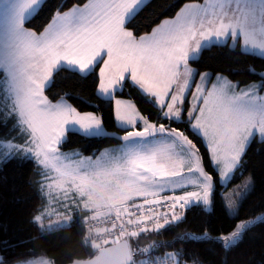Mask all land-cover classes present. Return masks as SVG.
<instances>
[{"label": "snow or ice", "instance_id": "snow-or-ice-1", "mask_svg": "<svg viewBox=\"0 0 264 264\" xmlns=\"http://www.w3.org/2000/svg\"><path fill=\"white\" fill-rule=\"evenodd\" d=\"M232 4L233 0H181L171 15L159 17L148 30L138 31L132 22L152 6V0H78L69 7L57 8L41 29L33 27L31 21L39 15L43 0H0V16L6 22L9 41L15 44L0 52V69L16 95L20 116L32 130L29 139L52 146L65 134L69 120L81 124L85 135L91 125H95L97 136L113 135L104 128L103 112L81 114L70 103L48 94L62 68L81 78L94 74V95L99 101L110 103L113 119L123 129L115 139L126 141L165 127L139 113L135 101L129 104V99L121 95L125 86L136 89L145 99H154L166 120L175 118L183 122L182 118L187 116L197 135L204 128L209 136L206 147L217 170L207 172L212 185L205 184L200 191L185 188L194 180L180 178L169 182L166 187L178 194L171 198L167 211L157 216L153 231L175 229L186 224L191 215L215 207L217 214L227 212L229 217H236L229 233L212 235L209 229L213 217L204 215L198 234L184 231L175 239L193 243L223 241L225 248L237 243L244 228L253 222L252 217H237L236 212L258 188L264 192V179L258 184L242 171L247 147L257 135L254 129L258 128L264 138V119L250 122L246 118L249 105L240 103V96L227 94L224 74L194 67L202 55L203 42L212 38L217 44L231 39L233 50L237 42L244 45L242 52L250 50L249 44L264 50V0H235V7ZM259 75V88H264V72ZM213 78L223 81L222 87L209 94L204 101L206 109L195 112L200 100L193 93L201 80L207 84ZM259 88L255 91L259 92ZM68 95L64 94L65 99ZM260 98L264 99V95ZM256 99L251 97L250 103ZM94 106L99 107V103ZM137 123L141 126L137 127ZM127 153L132 156V170L138 164L148 163L142 159L139 148H128ZM10 159L11 156H0V167ZM221 187L225 189L223 200L213 199L211 189ZM188 253L189 249L182 244L179 252H168L166 256L172 258L173 264H186ZM127 254V244L110 252L119 258V264H125ZM0 264H8L4 256H0Z\"/></svg>", "mask_w": 264, "mask_h": 264}, {"label": "trees", "instance_id": "trees-1", "mask_svg": "<svg viewBox=\"0 0 264 264\" xmlns=\"http://www.w3.org/2000/svg\"><path fill=\"white\" fill-rule=\"evenodd\" d=\"M203 0H198L201 2ZM78 0H45L43 7L32 21L36 29L43 28L50 20L52 13L59 7H69ZM181 0H152V6L141 13L133 26L138 31L148 30L157 19L171 15L175 4ZM194 67L201 71L222 73L239 85H248L261 80L259 73L264 71V57L248 52H242L241 47L235 50L229 44H213L202 51V55ZM254 69V71H250ZM54 84L48 94L60 99L68 93L67 100L81 112L104 114V128L108 132H119L123 129L114 121L111 105L101 102L94 95V74L81 78L62 68L54 77ZM123 97L130 98L138 105V110L145 117L157 124H163L176 131L181 129L196 142L202 153L204 172H216L209 159L202 139L194 133L188 123L187 116L183 122L174 119H164L156 102L140 96L136 89L125 86ZM99 103V107H95ZM19 117L4 106L0 101V139L19 140L21 136ZM115 136H86L76 131H69L61 144L63 150H78L83 154L94 156L107 147L119 145L122 141ZM242 171L244 176H251L259 182L264 179V139L255 138L249 145L243 158ZM44 174L37 162L23 155L11 156V159L0 167V256H4L8 264H70L75 260L93 259L98 252L92 243L86 242L88 226L86 214L78 212L74 215L71 226L55 231L43 230L39 215L45 207L42 192ZM239 179V175L237 176ZM212 185V179L209 177ZM224 188L211 189L212 198L223 200ZM264 207V192L259 188L248 197L246 205L239 209L237 217L255 218ZM178 210V209H177ZM41 213V214H40ZM212 216L209 231L212 235L229 233L236 217H229L227 212L217 214L215 207L200 215L193 214L186 224L163 232L153 231V225L146 230L139 229L138 235L131 236L130 246L135 256L134 262H139L150 256L179 252L181 245L189 249L186 262L197 264H264V218L253 222L241 234V239L235 244L224 247L223 241L206 240L200 243L176 240V236L184 231L199 233L202 216ZM175 241V243H173ZM165 245H168L167 247ZM102 246V245H101Z\"/></svg>", "mask_w": 264, "mask_h": 264}, {"label": "rangeland", "instance_id": "rangeland-1", "mask_svg": "<svg viewBox=\"0 0 264 264\" xmlns=\"http://www.w3.org/2000/svg\"><path fill=\"white\" fill-rule=\"evenodd\" d=\"M202 2L203 1H201V3ZM231 7H235V0H233ZM229 10H231V8ZM203 43L204 49L210 47L208 46L209 44H211V46L213 44H217L215 38H212L211 41L205 40ZM223 44H229V46L232 47L233 41L229 39ZM237 46H240L241 49L244 47V45L239 42L236 43V47ZM247 47L250 49L247 51L248 53L264 57V50L260 47L253 46L251 44L247 45ZM224 76L228 81L226 89L227 94L240 96V103L249 105V110L245 114L246 118L250 122H256L264 119V99L260 98L264 95V88H259L260 80L241 86L237 82L230 80L226 75ZM3 83L4 84L0 85V90L3 91V93H6V95L3 96L5 98L3 99L0 94V101L4 106H8L12 113H15L19 117L18 123L21 128L19 135L21 138L19 140L0 139V156H14L20 154L26 157H33V155H30V141H32V139H29L30 136L27 135L28 130L25 126H23V120L18 113L17 106L9 102L10 95L13 99V91L8 86L6 80H4ZM223 83V81L217 82L216 78L209 80L207 84L201 80L199 82L198 90L193 93V96L200 100V105L195 108L194 111L199 112L200 108L206 109L204 101L210 93L219 91ZM257 88H259V92L255 91ZM242 93L244 95H241ZM253 96L257 97V99L254 103H250L251 97ZM6 99H9V101ZM159 108L163 114V109L160 106ZM172 115L173 117L175 116L174 110ZM170 119L176 120L175 118ZM182 119H184V117ZM156 125L159 126L161 124L156 123ZM138 126H141V124L137 123V127ZM254 131L257 133V138L260 140L264 139L260 136L258 128L254 129ZM109 133L114 136L121 135L119 132ZM198 136L202 139L206 147V145L209 144V136L205 135L204 128H200ZM156 144L162 146L161 149H157V152L159 153L157 159L153 160L150 153L144 149V146H154ZM117 146L118 145L107 147L103 149L104 151L101 154H96L94 156H82L80 154L81 152L79 153L78 150L68 153L62 150H54L50 152L49 159L52 160V167L50 166L49 172L52 173L54 177V184L52 185L53 179L51 184L50 182H47V187L49 186L50 188L48 193H50V195L54 198L56 195L62 196L63 193H66L69 196L70 193H77L78 198L86 197L87 199L85 202L87 206L93 207L90 211L91 213L86 216L85 221H88L91 215L95 214L94 216L96 217L100 215V213L96 212H100L104 208L106 202L112 203L119 197L122 202L131 204L138 202L141 203L152 199L161 201L170 200V198L176 196L178 193L173 191L172 188L166 187V185L169 182H174L180 178L195 181V183L185 185V188L188 191H200L205 184L211 185L209 177L203 169L201 151H199L196 142L193 143V140L184 132H177L170 129L168 126H165L163 130L150 132L145 136L131 137L126 141H122L121 146ZM21 148L23 150H21ZM128 148H139V154L143 160L148 161L147 164H151V170L146 171L144 163L138 164L136 169L132 170L129 167V160L132 156L127 153ZM206 149L209 152L207 147ZM33 151L40 152V150L36 148ZM152 160L155 161V165ZM112 161H117L119 165H114ZM212 164L214 165V161H212ZM46 170L47 169L45 168V171ZM61 173L64 174V176H62ZM150 174L152 179H149ZM249 175L251 174H247L245 177ZM83 178L89 180L90 185L86 188H84L85 183ZM64 185L66 188H64ZM228 190H232L231 186ZM57 202L58 200H56V203ZM61 202L67 204L69 201L66 200ZM78 202H80V200H77L75 197L69 204H78ZM195 202L196 200L194 199L193 203ZM54 204L55 199H48V206L45 205L42 210L43 213L39 215L38 219L45 231H55L61 228L69 227L74 220V217L71 215L72 211L69 209L59 210V207ZM62 211L64 213L57 214ZM108 211L109 210H106L103 213H107ZM111 211L117 215L125 214L124 212L117 213L113 210ZM257 217L259 218H253V222L263 219L264 213L258 215ZM153 223L149 225L151 226ZM250 225L246 226L244 230ZM145 230L146 229H144V231ZM92 246L96 250L102 248L101 244L97 242H93ZM170 264H173V262L171 261ZM186 264L197 263L186 262Z\"/></svg>", "mask_w": 264, "mask_h": 264}, {"label": "crops", "instance_id": "crops-1", "mask_svg": "<svg viewBox=\"0 0 264 264\" xmlns=\"http://www.w3.org/2000/svg\"><path fill=\"white\" fill-rule=\"evenodd\" d=\"M44 1L45 0H43V2ZM12 47H15V44L14 43H11L9 41L8 35H7L6 22H5L4 18L2 16H0V52L8 51L9 48H12ZM4 80L7 81V78L5 76H3V70L0 69V85L1 84H4L3 83ZM0 94H1L2 98L5 99L3 96H5L6 93H3V91L0 90ZM13 94H14L13 95V99H12V97L10 95V98H9L10 101H9V99H6V100L9 101V102H11V103H13V104H15L17 106V103H16V95H15L14 92H13ZM128 99H129V104H131V102L133 100H131L130 98H128ZM62 100H65L66 103H70L67 99L62 98ZM80 113L83 114V113H89V112H81L80 111ZM21 118L23 120V124H24L23 126H25L27 128V130H28V133L29 134L27 133V135L30 136L32 130L24 122V118L23 117H21ZM138 127H140V126H138ZM66 129L67 130H66L65 134L63 136H61L58 139V141L54 145H52V146H48L47 143H43V142L42 143H34L33 140L30 141L31 142L30 143L31 144V153H30V155H33V157L31 156L30 158H33L37 162V164L41 168L42 173L44 174V176L42 178V192H43V196H44V199H45V205H47V200L48 199H55V204L54 205L57 206V207H59V210L69 209L70 211H72V214L71 215L73 217L78 212H84L86 214V216H87V215H89L91 213L90 211H91V209H93V207L87 206V204L85 202L86 199H87L86 197L78 198L77 193H70V196L68 194H66V193H63L62 196L56 195V197L54 198V197H52L50 195V193H48L50 188H49V186L47 187V182L48 183L50 182V184H51V181L53 179L52 185L54 184V177H53L52 173L49 172L50 171L49 170L50 169V166L52 167V165H51L52 160L49 159V153L52 152V151H54V150H59V151L62 150L64 152H66V153L71 152V151H77V150H63V149H61V144L66 139L67 134H68L69 131H76L78 133L83 134L82 125L79 124L78 122L73 121V120H69L67 122ZM83 135H85V134H83ZM86 136H97V135H95V125H91L90 126L89 133ZM119 146H121V143L117 147H119ZM161 146L162 145H158V144H156L154 146L149 145L147 147L144 146V149L146 151H148L150 153L151 157L153 158V160H155V159H157L158 154H159L157 152V149H159V148L161 149ZM35 148L36 149H39L40 152L33 151ZM103 151L104 150H102L98 154H101ZM78 152L80 153V151H78ZM80 154L82 156H91V155H86V154H83V153H80ZM112 162H113L114 165H117V166L119 165L117 163V161H112ZM153 164L155 165V161H153ZM45 168L47 169L46 171H45ZM144 168L146 169V171H150L151 170V164L149 163V164L145 165ZM80 174H81V172H80ZM61 175L64 176V174H62V173H61ZM149 179H152L151 178V174L149 175ZM83 180H84V183H85L84 188L88 187L90 185L89 184V180H87L85 178H83ZM64 188H66L65 185H64ZM75 197L77 198V200H80V202H78V204H69V203H71V200L74 199ZM56 200H58L57 203H56ZM66 200L69 201L67 204H64L63 202H61V201H66ZM130 204L131 203H124V202H122L121 198L119 197L115 201H113L112 203L111 202H106L105 205H104V208L101 211L102 212H105L106 210H109V211L113 210V211H115L117 213L118 212H120V213H123L124 212L125 213L126 210H127L128 205H130ZM64 207H67V208H64ZM101 211L100 212H96V213H102ZM62 213H64V212L63 211L62 212H58L57 214H62ZM93 215H95V214H93ZM39 222H40V220H39Z\"/></svg>", "mask_w": 264, "mask_h": 264}, {"label": "built area", "instance_id": "built-area-1", "mask_svg": "<svg viewBox=\"0 0 264 264\" xmlns=\"http://www.w3.org/2000/svg\"><path fill=\"white\" fill-rule=\"evenodd\" d=\"M171 204V198L166 201L151 200L129 206L123 215L107 212L94 216L88 224L85 241L111 243L129 237L140 228L146 229V226H150L149 224L155 222L157 216L166 212ZM169 261L166 255H159L132 264H169Z\"/></svg>", "mask_w": 264, "mask_h": 264}, {"label": "water", "instance_id": "water-1", "mask_svg": "<svg viewBox=\"0 0 264 264\" xmlns=\"http://www.w3.org/2000/svg\"><path fill=\"white\" fill-rule=\"evenodd\" d=\"M121 244H127L128 254L125 257V264H131L134 259V254L128 240H122L114 244L106 245L98 250L95 257L90 260H75L70 264H119V258L110 255L111 250L115 249ZM48 264H53L49 262Z\"/></svg>", "mask_w": 264, "mask_h": 264}]
</instances>
